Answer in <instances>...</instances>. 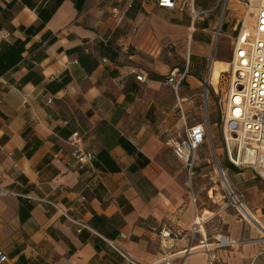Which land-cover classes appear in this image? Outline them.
Instances as JSON below:
<instances>
[{
	"label": "crops",
	"instance_id": "obj_1",
	"mask_svg": "<svg viewBox=\"0 0 264 264\" xmlns=\"http://www.w3.org/2000/svg\"><path fill=\"white\" fill-rule=\"evenodd\" d=\"M210 12L194 19L149 0H0V185L25 195L0 198L6 264H264L261 229L246 230L225 207L203 210L166 143L195 125L193 68L209 58L190 55H203ZM175 69L186 72L178 94L167 83ZM76 148L98 161L76 165ZM234 169L264 229V181ZM218 218L230 248L203 252Z\"/></svg>",
	"mask_w": 264,
	"mask_h": 264
},
{
	"label": "built area",
	"instance_id": "obj_2",
	"mask_svg": "<svg viewBox=\"0 0 264 264\" xmlns=\"http://www.w3.org/2000/svg\"><path fill=\"white\" fill-rule=\"evenodd\" d=\"M149 1L168 11L176 10L178 7L181 10H189L194 19L200 16L195 10L196 0ZM239 1L246 5L250 23L242 24L243 28L234 44L231 63L232 83L227 94L221 137L223 151L229 164L237 169H252L264 181V0ZM185 75L186 72L181 74L178 69L169 74L167 83L176 94L181 89ZM136 79L144 83L146 76L140 74ZM51 102L49 100V103ZM208 135L206 124H195L183 134L170 136L166 142L176 158L185 166L190 181L194 176L197 153L205 144ZM79 139V134L74 133L69 141L76 146ZM73 156L76 165L79 166L98 161V154L91 150L76 148ZM231 195L236 204L244 203V194L231 190ZM7 196L25 197L0 185V198ZM62 214L72 224H79L67 213ZM82 227L87 228L84 225ZM111 245L114 246L113 243ZM203 249L211 251L208 245ZM7 262L8 256L0 249V264ZM207 264H215L214 259H210Z\"/></svg>",
	"mask_w": 264,
	"mask_h": 264
},
{
	"label": "rangeland",
	"instance_id": "obj_3",
	"mask_svg": "<svg viewBox=\"0 0 264 264\" xmlns=\"http://www.w3.org/2000/svg\"><path fill=\"white\" fill-rule=\"evenodd\" d=\"M208 9L211 11L209 13L211 18L215 21V28L211 37L202 43L203 55L200 53L196 55L193 51L190 55V58H209L207 62L195 63L193 68L194 74L200 82L198 89L190 94L193 101V123L206 124L209 135L197 153L192 187L203 210L219 211L225 207L228 214L242 219L246 230H256L255 225L245 218L232 198L231 190L238 194H244L246 196L244 204L246 205L248 196L245 187L237 188L233 185L232 173H236V170L229 164L223 151L221 131L227 94L232 83L231 66L221 72L217 85L213 86L209 81L213 67L212 58H225L231 64L233 47L243 28L242 24L249 25L250 18L247 17L246 5L239 0H196V10L199 13L206 12ZM204 16L206 17V14L201 17ZM203 38L204 35L199 34L196 35L195 40H203ZM216 161L227 178L230 190L224 185ZM213 225L219 234H217V240H209L208 246L214 250L212 254H217L218 251L227 250L230 246L222 245L220 242L221 238L227 240V227L223 225V222L218 218ZM256 231L262 234L260 231Z\"/></svg>",
	"mask_w": 264,
	"mask_h": 264
},
{
	"label": "bare ground",
	"instance_id": "obj_4",
	"mask_svg": "<svg viewBox=\"0 0 264 264\" xmlns=\"http://www.w3.org/2000/svg\"><path fill=\"white\" fill-rule=\"evenodd\" d=\"M230 66V64L228 63H220V62H216L214 64V66L212 67L211 70V74H210V83L214 86L218 84L219 78L221 76V72L226 70L228 67ZM223 182L224 185L230 190V185L227 181L226 176H224L223 178ZM238 209L242 212V214L245 216V218L247 220H249L251 223H253L254 225V220H256V218L254 217V215L250 212V210L247 208V206L244 203H239L237 204ZM260 230V229H259ZM220 242L222 243V245H228V241L225 238H221ZM195 250V249H194ZM193 250V252H194ZM197 251V250H196Z\"/></svg>",
	"mask_w": 264,
	"mask_h": 264
},
{
	"label": "water",
	"instance_id": "obj_5",
	"mask_svg": "<svg viewBox=\"0 0 264 264\" xmlns=\"http://www.w3.org/2000/svg\"><path fill=\"white\" fill-rule=\"evenodd\" d=\"M216 165H217L218 171H219V173H220V175H221V177L223 179L225 175H224L223 171L221 170V168H220V166H219V164H218L217 161H216ZM254 225L256 227H258L259 229H261V231L264 233V229L260 226V224L256 220H254ZM194 252H199V250L198 251H194ZM203 252H207V250L206 249H203Z\"/></svg>",
	"mask_w": 264,
	"mask_h": 264
}]
</instances>
